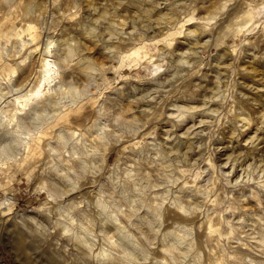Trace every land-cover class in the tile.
Listing matches in <instances>:
<instances>
[{
    "label": "clouds",
    "instance_id": "obj_1",
    "mask_svg": "<svg viewBox=\"0 0 264 264\" xmlns=\"http://www.w3.org/2000/svg\"><path fill=\"white\" fill-rule=\"evenodd\" d=\"M0 264H264V0H0Z\"/></svg>",
    "mask_w": 264,
    "mask_h": 264
}]
</instances>
